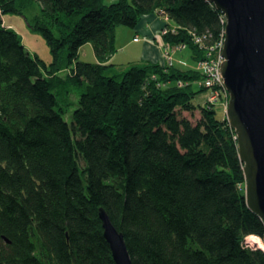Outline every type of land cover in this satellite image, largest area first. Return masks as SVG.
I'll return each mask as SVG.
<instances>
[{
  "label": "trees",
  "instance_id": "obj_1",
  "mask_svg": "<svg viewBox=\"0 0 264 264\" xmlns=\"http://www.w3.org/2000/svg\"><path fill=\"white\" fill-rule=\"evenodd\" d=\"M34 4L25 17L49 63L3 25ZM152 14L195 64V38L208 48L223 29L207 0H0V264H115L100 208L132 264H264L245 245L264 223L245 203L234 130L207 100L198 120L182 117L206 90L198 72L110 63L114 28ZM87 43L95 63L77 61Z\"/></svg>",
  "mask_w": 264,
  "mask_h": 264
},
{
  "label": "water",
  "instance_id": "obj_2",
  "mask_svg": "<svg viewBox=\"0 0 264 264\" xmlns=\"http://www.w3.org/2000/svg\"><path fill=\"white\" fill-rule=\"evenodd\" d=\"M226 19L220 65L228 93L225 109L243 164L245 203L264 223V0H207ZM115 264H132L123 234L100 208Z\"/></svg>",
  "mask_w": 264,
  "mask_h": 264
},
{
  "label": "rangeland",
  "instance_id": "obj_3",
  "mask_svg": "<svg viewBox=\"0 0 264 264\" xmlns=\"http://www.w3.org/2000/svg\"><path fill=\"white\" fill-rule=\"evenodd\" d=\"M117 0H106L107 3H113ZM39 13V5L34 4L32 9H26L24 10V16L16 15V14H6L3 16V25L6 28H10L13 31H15L19 37L22 40V43L26 50L31 55H37L40 59L45 61L46 63L51 62L52 57L50 54L49 47L46 44V41L44 40L43 36L38 32L32 30L29 23L27 22L28 19L32 18L35 14ZM223 15V14H222ZM27 20H26V17ZM162 18L163 22H168V19L166 16L158 15ZM224 16V15H223ZM164 29H168V32L177 30L176 26L170 27L166 26V23H164L163 27L160 29V41H161V47L163 48L162 58L163 60L161 62H158L161 66H172L174 65L179 70H190L194 69L196 72H198L199 78H202L201 72L197 70V64L194 63L193 59L191 58V51L188 48H184L182 50H176V47H171L169 44H165L163 42L162 36L167 33H163ZM115 31V42H114V53L111 56L110 63L115 65V68L117 71H124L129 66L133 64L140 63L141 59V51L140 47L138 46V41L140 38H142L143 34L141 32H136L133 29L123 27V26H116L114 28ZM134 38H138L137 42H134ZM140 43V41H139ZM210 54H213L212 52ZM214 58L211 55H208V51L205 50L204 58L200 61L207 60ZM77 61L80 62H88V63H95L96 56L94 54L93 48L91 44L87 43L80 47L78 50V56ZM61 75H65V72L61 73ZM199 79V80H200ZM181 82H178V84ZM177 84V85H178ZM204 85V83H203ZM180 86V85H178ZM182 86V83H181ZM180 86V87H181ZM201 86V85H200ZM193 90H197L198 86L193 85ZM206 90L199 92L193 99L192 104L196 107V110L193 111V113L189 112H182V117H185L192 122H195L200 117V107L203 106L205 101L211 99V97L214 95V91L211 89H207L204 86ZM224 96V95H223ZM220 97L217 98V101H215L213 106L216 108V116L218 119L226 118L225 114V104H223ZM209 102V101H208ZM253 239H258L263 241V237H257L252 235ZM250 236V237H252ZM255 239V240H256ZM248 244H249V238L246 237ZM246 242V241H245ZM262 247L264 246L263 243ZM251 247V246H250ZM260 247V248H262ZM254 249L259 248L258 244L254 243Z\"/></svg>",
  "mask_w": 264,
  "mask_h": 264
},
{
  "label": "built area",
  "instance_id": "obj_4",
  "mask_svg": "<svg viewBox=\"0 0 264 264\" xmlns=\"http://www.w3.org/2000/svg\"><path fill=\"white\" fill-rule=\"evenodd\" d=\"M220 20H221V23L223 24V29H222L219 40L214 45L207 48L203 44L204 43L203 39L198 38V37L195 38V43H197L200 46V48H203L204 51L205 50L208 51V55H211L214 57L211 59L199 61L197 64V70L200 71L202 75V78L199 80V84L201 86L205 85L207 89H211L214 91V95L211 97V99L208 100L209 101L208 103L210 105H213L212 103L217 101V98L220 97L221 100L219 101H222L223 104H225V108H226V105L228 102V93L226 92L224 88L222 74H221V71L219 70L221 68L220 67L221 63L224 61V58L222 56V48H223L224 27L226 24V19L223 15H221ZM167 31L168 29H164L163 33H167ZM133 40L134 42L138 41V39L136 38H134ZM184 48H185V45H180L176 47V50H182ZM211 52L213 54H210ZM178 85L181 86V83H179ZM261 243H263L264 245V237ZM245 245L249 247L251 246L252 248L254 247V244L251 241H249V244H248L247 240L245 242ZM260 249L264 251V246Z\"/></svg>",
  "mask_w": 264,
  "mask_h": 264
},
{
  "label": "crops",
  "instance_id": "obj_5",
  "mask_svg": "<svg viewBox=\"0 0 264 264\" xmlns=\"http://www.w3.org/2000/svg\"><path fill=\"white\" fill-rule=\"evenodd\" d=\"M164 23L162 18L158 15L144 16L140 20L137 28L133 29L136 32H141L143 34L142 38L138 41V46L141 51L142 62H161L163 60L162 53L163 48L161 47L160 41V29L163 27Z\"/></svg>",
  "mask_w": 264,
  "mask_h": 264
},
{
  "label": "bare ground",
  "instance_id": "obj_6",
  "mask_svg": "<svg viewBox=\"0 0 264 264\" xmlns=\"http://www.w3.org/2000/svg\"><path fill=\"white\" fill-rule=\"evenodd\" d=\"M248 238H249V240H251V242H252L253 244H254V243H255V244H258V247H259V248L262 247V244H261V241H260V240H258V239H256V238H255L256 240L253 239V238H254L253 236H252V237L249 236Z\"/></svg>",
  "mask_w": 264,
  "mask_h": 264
}]
</instances>
